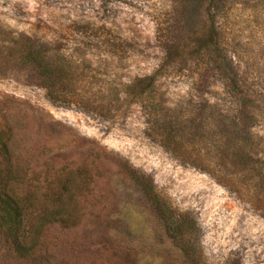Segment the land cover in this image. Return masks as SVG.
<instances>
[{
    "label": "rangeland",
    "instance_id": "374dc122",
    "mask_svg": "<svg viewBox=\"0 0 264 264\" xmlns=\"http://www.w3.org/2000/svg\"><path fill=\"white\" fill-rule=\"evenodd\" d=\"M199 5L195 0H0V50L8 51L1 46L18 36L42 43L50 55L73 62L80 89L102 90L114 105V95L155 72L165 57V41L193 31ZM222 12L227 55L254 103L238 106L212 67H176L151 93L150 112L170 120L194 150L207 152L221 139L233 144L229 134L250 130L254 149L264 156V0H226ZM114 106L115 116L104 117L56 104L31 66L21 62L0 76V130L10 128L21 140L17 159L34 198L42 201L56 173L77 178L83 168L91 178L78 224L45 227L34 256L26 259L8 251L0 236V264H195L152 201L121 172V162L145 175L189 219L199 264H264V214L161 146L141 104Z\"/></svg>",
    "mask_w": 264,
    "mask_h": 264
},
{
    "label": "trees",
    "instance_id": "16d2710c",
    "mask_svg": "<svg viewBox=\"0 0 264 264\" xmlns=\"http://www.w3.org/2000/svg\"><path fill=\"white\" fill-rule=\"evenodd\" d=\"M195 1L200 5L194 16L193 31L186 37L177 35L165 41V57L155 72L133 80L127 85V92L114 95V105L124 101L141 104L147 113L151 136L161 146L181 161L208 172L232 192L247 197L264 214V156L254 149L255 137L250 130L245 134H229L234 139L233 144L221 139L215 146L210 143L207 152L197 151L178 137L170 120L150 112L151 93L159 88L160 79L176 67H212L233 93L238 106L243 107V101L254 103L252 91L246 89L239 68L225 49L220 19L226 0ZM6 42L9 45L4 43L1 48L8 51L0 50V76L5 75L7 69L15 68L16 62H21L31 66L48 97L56 104L78 105L104 117H114L119 110L102 90L80 89L81 75L64 55H50L45 45L24 36ZM250 112L255 114L252 109ZM20 146L21 140L12 129L0 130V236L8 251L19 259H26L34 256L45 227L61 224L71 228L78 224L82 202L90 194L91 178L83 168L77 170V178L56 173L47 183L42 201L38 202L27 189L24 168L18 163ZM218 160L225 164L218 165ZM120 169L152 201L166 230L179 240L186 257L199 264L201 255L185 214L162 197L154 184L145 180V175L124 162L120 163Z\"/></svg>",
    "mask_w": 264,
    "mask_h": 264
}]
</instances>
